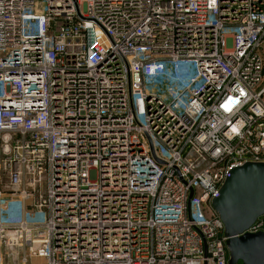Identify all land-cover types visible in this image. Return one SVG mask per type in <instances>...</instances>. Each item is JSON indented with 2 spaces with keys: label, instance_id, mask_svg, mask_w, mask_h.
I'll list each match as a JSON object with an SVG mask.
<instances>
[{
  "label": "built area",
  "instance_id": "built-area-1",
  "mask_svg": "<svg viewBox=\"0 0 264 264\" xmlns=\"http://www.w3.org/2000/svg\"><path fill=\"white\" fill-rule=\"evenodd\" d=\"M250 161L264 0H0V264H228Z\"/></svg>",
  "mask_w": 264,
  "mask_h": 264
},
{
  "label": "water",
  "instance_id": "water-1",
  "mask_svg": "<svg viewBox=\"0 0 264 264\" xmlns=\"http://www.w3.org/2000/svg\"><path fill=\"white\" fill-rule=\"evenodd\" d=\"M212 206L224 223L228 264H264V231H247L264 215V162L233 168Z\"/></svg>",
  "mask_w": 264,
  "mask_h": 264
},
{
  "label": "rangeland",
  "instance_id": "rangeland-1",
  "mask_svg": "<svg viewBox=\"0 0 264 264\" xmlns=\"http://www.w3.org/2000/svg\"><path fill=\"white\" fill-rule=\"evenodd\" d=\"M9 250V249H8ZM20 256V254H19ZM14 254L11 253V250L7 252L6 254V264H21V262L14 261ZM28 264H47V260L45 257H29V263Z\"/></svg>",
  "mask_w": 264,
  "mask_h": 264
}]
</instances>
